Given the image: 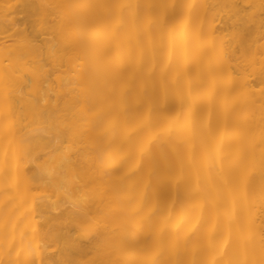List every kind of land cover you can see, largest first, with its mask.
I'll use <instances>...</instances> for the list:
<instances>
[{
    "label": "bare ground",
    "instance_id": "1",
    "mask_svg": "<svg viewBox=\"0 0 264 264\" xmlns=\"http://www.w3.org/2000/svg\"><path fill=\"white\" fill-rule=\"evenodd\" d=\"M0 264H264V0H0Z\"/></svg>",
    "mask_w": 264,
    "mask_h": 264
}]
</instances>
